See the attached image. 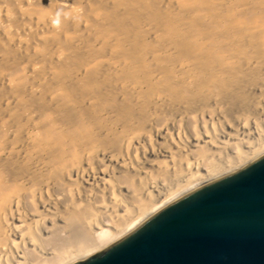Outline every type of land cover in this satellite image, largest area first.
I'll return each instance as SVG.
<instances>
[{"label":"bare ground","instance_id":"1","mask_svg":"<svg viewBox=\"0 0 264 264\" xmlns=\"http://www.w3.org/2000/svg\"><path fill=\"white\" fill-rule=\"evenodd\" d=\"M264 153V0H0V264H70Z\"/></svg>","mask_w":264,"mask_h":264},{"label":"water","instance_id":"2","mask_svg":"<svg viewBox=\"0 0 264 264\" xmlns=\"http://www.w3.org/2000/svg\"><path fill=\"white\" fill-rule=\"evenodd\" d=\"M70 264H264V153Z\"/></svg>","mask_w":264,"mask_h":264},{"label":"rangeland","instance_id":"3","mask_svg":"<svg viewBox=\"0 0 264 264\" xmlns=\"http://www.w3.org/2000/svg\"><path fill=\"white\" fill-rule=\"evenodd\" d=\"M99 251V250H98Z\"/></svg>","mask_w":264,"mask_h":264}]
</instances>
